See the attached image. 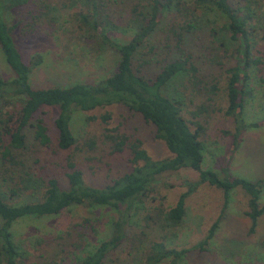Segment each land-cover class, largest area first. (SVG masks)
Wrapping results in <instances>:
<instances>
[{
    "label": "rangeland",
    "instance_id": "rangeland-1",
    "mask_svg": "<svg viewBox=\"0 0 264 264\" xmlns=\"http://www.w3.org/2000/svg\"><path fill=\"white\" fill-rule=\"evenodd\" d=\"M50 9L39 15L38 2L27 3L7 10L9 23L19 22L14 38L23 60L39 63L30 72V83L35 88L67 86L74 82L94 83L109 76L117 67L119 55L116 51L98 47L95 31L88 32L78 18V12H86V0H45ZM108 13L117 28L109 26V33L119 40H127L132 33L129 8L138 0H106ZM234 3L237 0H230ZM191 7V5H190ZM260 18H264V0H261ZM164 15L156 30L150 35L148 44L157 47L151 64L145 70L148 77L159 70L155 59L169 56L166 42L169 19ZM255 24L257 33L251 35L252 55L260 59L258 69L250 70V87L254 98L246 102L244 118L239 130L232 116L224 113L227 106L226 67L235 63V56L226 55L224 68L209 60L210 51L204 46L211 39L207 32L189 34L186 47L194 54L198 68L199 86L189 78L179 77L169 85L168 95L181 102L182 114L192 130L200 126L199 138L204 150L202 168L214 171L220 178H245L264 181V20ZM111 27V28H110ZM208 41V42H207ZM230 48L235 42L230 41ZM172 43V42H170ZM169 43V44H170ZM144 46H148L145 44ZM148 47L143 51L147 52ZM234 51V50H233ZM0 76L9 79L13 72L0 48ZM261 79V80H260ZM218 89L208 93L203 86L217 83ZM263 82V83H262ZM109 113L107 122L100 116ZM57 106H42L35 114L33 125L25 128L26 148L22 159L25 169L32 176L44 179L55 176L67 187L65 172L67 156L72 155L77 167L82 169L84 182L95 187L110 183L113 178L129 170V149L112 152L106 139V128L125 134L128 140L141 139L142 146L153 159L171 156L163 140L153 134V127L145 123L140 114L133 113L120 103H113L92 110H74L70 128L76 138L73 147L62 150L57 147V129L54 120L58 116ZM89 117H94L89 119ZM41 118L47 127L50 141L39 144L34 137V123ZM16 115L2 116L3 125L12 127ZM251 121V122H250ZM257 122V126L250 123ZM234 133L238 136H234ZM95 147H89V141ZM14 175V174H13ZM17 176V175H15ZM198 172L190 167L167 171L156 176L144 194L138 196L126 209V220L122 230L124 237L105 257L104 264H149L147 256L154 242L166 248H190L206 234L213 221L218 219L224 202L222 189L199 183L185 199V216L174 227L165 224L164 216L181 192L187 190L185 181H198ZM1 180V178H0ZM1 189L9 200L33 201L41 197V190L31 182L9 196V186L14 182L0 181ZM16 185V184H15ZM264 204V186L258 199ZM247 196L237 186L230 190L214 237L206 250L193 249L178 264H264V212L257 219L255 230L250 233L251 220L246 215ZM121 208L75 204L58 214L41 217H24L13 226V236L27 257L25 264H56L65 257L70 264L93 250L99 240H107L113 233V222L121 217ZM164 258L156 264H168Z\"/></svg>",
    "mask_w": 264,
    "mask_h": 264
},
{
    "label": "trees",
    "instance_id": "trees-1",
    "mask_svg": "<svg viewBox=\"0 0 264 264\" xmlns=\"http://www.w3.org/2000/svg\"><path fill=\"white\" fill-rule=\"evenodd\" d=\"M28 0H0V48L5 61L11 68L13 76L5 79L0 76V181L14 182L9 186V196L33 182L41 190V197L33 201H12L0 188V264H25L27 257L17 245L12 231L13 224L24 217H41L58 214L75 204L92 206H110L121 208V217L113 222V233L107 240H99L93 245V250L84 257H78L73 264H104L106 254L119 245L124 237L122 230L126 220V209L133 201L144 194L154 178L163 172L175 171L182 167H190L198 172L199 179L195 182L185 181L187 190L180 193L175 204L168 208L164 220L169 227L182 222L185 216V199L194 191L199 183L207 182L224 192V202L218 219L212 222L205 236L190 248H166L160 242L151 245L147 256L149 264H156L168 258V264H178L188 252L193 249L206 250L218 228L222 213L227 206L230 190L241 187L247 196L248 210L246 215L251 220L249 232L257 226L258 217L264 212V204L259 205L258 199L264 181L253 182L245 178H220L214 171L202 168L204 145L199 138L200 126L192 130L181 111V102L168 95L171 82L179 77L189 78L192 84L199 86L201 79L197 77L198 68L194 63V54L186 44L188 35L196 32H207L211 38L204 47L210 51L209 60L222 67L226 55L235 56V63L226 67V115L235 120L239 130L244 118L246 102L254 98L250 87V70L258 69L261 62L252 55L251 35L256 31L255 24L260 22L259 11L261 0H138L129 8L130 23L133 27L127 40L114 38L109 26L117 28V24L109 19L106 0H86L87 11L78 12V18L85 28L97 33L98 47L118 53L116 69L98 82H74L67 86L56 85L45 88H35L30 83V72L39 63L35 59L27 64L16 46L14 34L19 22L7 21V10L26 4ZM38 2L39 15L51 7L45 0ZM191 5V7H190ZM172 14L169 19L167 38L162 46L167 47L169 56L155 59L159 70L148 77L145 73L152 60L147 55L161 53L157 47L149 45V37L156 30L159 22L166 14ZM264 18L261 19V21ZM111 28V27H110ZM230 41L236 44L229 47ZM172 42V43H170ZM170 43V44H169ZM147 44L148 46H144ZM148 47L147 52L143 49ZM234 50V51H233ZM224 68V66H223ZM261 80V79H260ZM263 83V82H262ZM217 83L210 87L203 86L208 93L217 91ZM120 103L133 113H138L141 119L153 127L154 137L163 140L171 156L153 159L142 146L141 139L128 140L125 134L106 128V139L109 140L112 152H121L127 147L129 170L113 178L102 187H95L84 182L83 171L77 167L72 155H68L65 177L67 187L63 186L55 176L44 179L32 176L25 169L22 159L26 148L25 128L33 125L36 112L42 106H57L58 116L54 123L57 129V147L69 150L76 138L70 128L74 110L88 111ZM17 119L12 127L3 125L2 116ZM94 117H89L92 119ZM107 122L109 113L100 116ZM251 122V121H250ZM254 122V121H253ZM257 126L258 123H250ZM34 137L39 144L47 145L50 138L47 127L41 118L34 123ZM234 136L237 135L234 133ZM238 137V136H237ZM89 147H95V141H89ZM14 174V175H13ZM17 175V176H15ZM16 184V185H15ZM1 187V184H0ZM56 264H70L65 257L59 258Z\"/></svg>",
    "mask_w": 264,
    "mask_h": 264
}]
</instances>
